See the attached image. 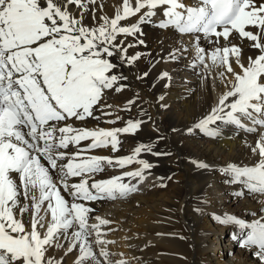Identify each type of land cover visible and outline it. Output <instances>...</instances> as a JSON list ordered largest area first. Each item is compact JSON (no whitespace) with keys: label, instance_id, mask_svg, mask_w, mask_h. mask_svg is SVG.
Masks as SVG:
<instances>
[{"label":"snow or ice","instance_id":"snow-or-ice-1","mask_svg":"<svg viewBox=\"0 0 264 264\" xmlns=\"http://www.w3.org/2000/svg\"><path fill=\"white\" fill-rule=\"evenodd\" d=\"M103 7V0H0V264H62V258L48 255L54 248H63L65 255L76 250L74 264H112L106 245L113 242L101 231L110 221L95 217L97 222L90 223L93 209L79 201L135 191L123 178L144 179L152 165L137 157L151 152V146L139 145L127 157L84 156L94 148L118 151L119 135L134 134L142 121L113 129L78 128L69 121L99 120L95 112L112 107L103 103L105 93L126 87L121 68L142 55H129L128 49L144 43L118 38L135 37L153 17H163L157 25L162 29L197 41L202 34L213 45L206 50L197 44L191 66L201 69L202 79L215 72L225 91L194 129L218 137L225 125L249 134L264 128V0H122L112 17L102 13ZM89 16L91 24L85 23ZM134 16H139L136 23H121ZM245 48L252 50L246 58ZM181 50L169 58L176 59ZM165 77L168 73L160 78ZM85 140L91 141L85 148L67 151ZM249 147L259 157L254 164L229 163L222 171L229 183L264 196V132ZM132 163L142 167L88 183L87 177L102 172L105 164L123 168ZM72 177L80 182L70 183ZM214 219L237 228L233 239L255 249L264 264V215L251 221L230 214Z\"/></svg>","mask_w":264,"mask_h":264},{"label":"bare ground","instance_id":"bare-ground-1","mask_svg":"<svg viewBox=\"0 0 264 264\" xmlns=\"http://www.w3.org/2000/svg\"><path fill=\"white\" fill-rule=\"evenodd\" d=\"M121 3L122 0H103L102 13L114 16ZM100 14L98 9L97 15ZM138 18L134 16L121 23L133 24ZM162 18L158 15L152 18V23L141 24V33L135 37L118 38L125 39L126 44L137 40L144 43L128 49L129 55L137 52L142 55L134 65L121 68L127 77L121 83L126 87L120 92L106 91L103 103L112 107L97 110L99 120L69 121L74 127L89 129L123 128L129 120L142 121L134 134L119 135L118 151L109 146L88 150L83 155L127 157L137 146L147 145L151 146V152L142 151L137 160L152 167L144 171L142 181L123 178L136 188L124 197L79 202L93 209L90 223L97 222L95 217L110 221L101 226V231L105 240L113 242L106 245L112 264L120 260L128 264H262L255 249L241 247L240 239H233L239 230L219 223L214 216L230 214L251 221L264 215L261 212L264 196L250 195L242 186L229 183V177L222 171L229 163L252 165L259 159L249 146L255 145L264 128L249 134L225 125L218 137L194 129V124L225 91L220 79L213 78L215 72L202 79L201 69L191 66L197 44L206 50L213 45L202 34L197 41L173 28L158 27ZM85 23H92L90 16ZM176 49L182 50L176 52V59H170L169 54ZM244 53L246 58L252 50L245 48ZM114 62L118 63L115 59ZM144 72L148 73L146 77L142 76ZM162 73H168V77L160 78ZM128 101L134 103L128 105ZM102 112L111 115L103 116ZM117 116L121 119L116 120ZM110 120L115 123H108ZM90 143L81 141L67 151H78ZM194 162L210 167L199 168ZM141 167L139 163L123 168L105 164L102 172L87 177L88 183L122 176ZM69 182L79 183L80 177H72ZM242 191L244 195H238ZM63 194L71 202L72 198ZM48 255L56 260L62 258V264H74L78 252L65 255L63 248H54Z\"/></svg>","mask_w":264,"mask_h":264},{"label":"rangeland","instance_id":"rangeland-1","mask_svg":"<svg viewBox=\"0 0 264 264\" xmlns=\"http://www.w3.org/2000/svg\"><path fill=\"white\" fill-rule=\"evenodd\" d=\"M141 264V263H140ZM143 264V263H142Z\"/></svg>","mask_w":264,"mask_h":264}]
</instances>
